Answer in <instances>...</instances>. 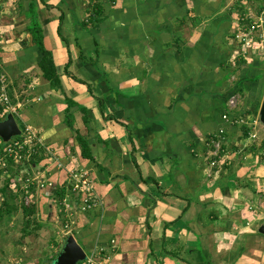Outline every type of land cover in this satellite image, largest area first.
<instances>
[{
	"label": "crops",
	"instance_id": "crops-1",
	"mask_svg": "<svg viewBox=\"0 0 264 264\" xmlns=\"http://www.w3.org/2000/svg\"><path fill=\"white\" fill-rule=\"evenodd\" d=\"M98 1L102 11L89 24L87 0H0V73L17 108L4 110L3 121L11 115L20 132L33 128L43 146L29 172L42 187L27 196L41 229L19 238V254L0 264H50V256L32 259L29 241L63 230L54 196L64 187V200L78 204L72 168L88 174L96 199L68 235L85 255L102 250L108 264H251L263 239L264 159L240 126L221 118L235 89L245 2ZM33 19L60 87L39 70ZM261 84L245 83L253 102ZM219 129L224 154L209 177L207 144ZM4 225L20 233L22 213Z\"/></svg>",
	"mask_w": 264,
	"mask_h": 264
},
{
	"label": "built area",
	"instance_id": "built-area-1",
	"mask_svg": "<svg viewBox=\"0 0 264 264\" xmlns=\"http://www.w3.org/2000/svg\"><path fill=\"white\" fill-rule=\"evenodd\" d=\"M242 25L234 35V41L237 44V50L240 55L244 58L250 51L264 50V5L262 9L257 12L254 10H248V12L240 17ZM240 100L239 95H231L227 102V112L222 115L224 122L233 124L235 126L248 125L252 128V132L248 135V140L255 142L256 133L254 132L255 127L258 126V119H253L250 123L246 122L239 116H234L237 111L238 101ZM0 106H2L5 112L16 114L17 108L11 106L8 98V81L5 75L0 73ZM232 118L230 119V115ZM226 131L219 129L217 132L212 134L208 140V175L217 168L218 162L223 158V145L225 143ZM42 142L37 132L26 126L21 132L20 136L10 141L6 147L4 154L0 157V178L5 174L7 163L14 161L15 163L26 165L25 169L17 172L14 178L10 181V189L16 191L20 190L26 196H29L32 190H37L42 187L40 182L35 176L29 175L31 170V162L36 157L41 156ZM68 184L70 192L79 198L78 204L74 207L71 206L70 202L66 200L62 201L60 205V213L63 214L66 222L63 226V237L70 235L71 226L74 223V216L76 214H82L91 211L95 207V196L93 193V186L89 180L88 174L80 168H72L68 174ZM103 251H92L85 255V261L82 264H108L109 258L102 255Z\"/></svg>",
	"mask_w": 264,
	"mask_h": 264
},
{
	"label": "trees",
	"instance_id": "trees-1",
	"mask_svg": "<svg viewBox=\"0 0 264 264\" xmlns=\"http://www.w3.org/2000/svg\"><path fill=\"white\" fill-rule=\"evenodd\" d=\"M89 3L88 6V20L87 22L89 24H92V20L95 19L96 16H98L101 11H102V7L99 3L98 0H87ZM241 1V0H239ZM264 5V0L261 2V4L259 5L260 7H258V11L260 9H262ZM241 9L239 10L240 14L239 17H243L244 16V9L242 10V7H240ZM240 25H242V23H240ZM40 24L36 21V20H32L31 21V25L29 26V31L31 32L32 36H33V40L36 43L42 58L38 64L39 70L41 72V75L43 77V79L45 81H47L51 87H60V82H59V77L52 59V56L49 52H47L45 50V48L43 47V42H42V38L39 35L40 34ZM236 33V32H235ZM240 64L244 65V61H242L241 59H239ZM238 67V63H236ZM239 64V65H240ZM256 67H252V69H256ZM240 68V66H239ZM250 69V68H249ZM257 71H260L261 69H256ZM232 73V72H231ZM235 73V71L233 72V74ZM264 79V74L262 72H260V75H258L256 78L253 79H249L246 77V75L242 78L239 79V81H237L235 83V89H232V91L229 93V97L231 95H233L234 91L237 92L236 94H238L241 97V94L246 93L245 88H244V84L247 82L250 83H254V82H259ZM264 86V83L262 82L261 84V89ZM228 97V98H229ZM228 100V99H227ZM259 101H257L259 104L257 105V109L260 106L261 103V99H258ZM255 105V103L253 102V106ZM255 107V106H254ZM255 113H257V110L255 111ZM5 112H4V108L2 106H0V123L4 120L5 118ZM237 116L243 118L246 122H248V120L245 119V114L237 112ZM247 115L250 113H246ZM235 115V113H234ZM244 115V116H243ZM257 115V114H255ZM240 130H241V134L242 137L241 138H248V135L252 132V128L248 125H242L240 126ZM10 142L8 143H3L0 139V157L3 156L4 151L6 149V147L9 145ZM40 155H42V151L40 152ZM40 159V157H36L35 159L32 160L30 167L33 168V166L35 165V163ZM26 165H22V164H18L15 163L14 161H9L7 163V168L6 171L7 174L9 175V177L7 178V181L4 182L1 187H0V196L2 197V202L0 204V222L5 218H13L15 217L19 212L22 213V226H21V230H20V239H27L29 237H32L34 235H36V233L41 229V226L37 223V219H36V208L33 204L29 203L28 197L21 192L20 190L16 191L15 193L12 192L9 189V184L11 179L14 178V175L17 174V172L25 169ZM67 189H65L64 187L62 189H60L59 191H56L55 196H54V200L57 203V206H60L62 204V201L64 200L66 194H67ZM261 236V235H260ZM262 237V236H261ZM57 255L53 256L50 259V264H52L54 262V260L56 259ZM49 263V262H48ZM83 263V262H82ZM80 263V264H82Z\"/></svg>",
	"mask_w": 264,
	"mask_h": 264
},
{
	"label": "rangeland",
	"instance_id": "rangeland-1",
	"mask_svg": "<svg viewBox=\"0 0 264 264\" xmlns=\"http://www.w3.org/2000/svg\"><path fill=\"white\" fill-rule=\"evenodd\" d=\"M243 1L245 2L244 5H245V13H246L247 9L248 10H254V12H257L258 7H260L259 5L261 4V2L263 0H250L248 2L249 5L246 4L247 0H243ZM239 59L244 61L245 64L244 65L240 64ZM232 60H233V63L234 62L238 63V67H237L238 72L236 71L237 73L234 77L235 83L237 82L238 79H241L243 75L244 76L246 75V77L249 79H253L255 74L259 72L256 69H261L260 72H262L264 74V50H262V52L260 50L250 51L248 53V55L246 56V58L242 57L240 55V52L237 50L236 55L233 57ZM239 66H240V68H239ZM251 66L252 67L258 66V67H256V69H252ZM262 82L264 83V79L262 80ZM246 87H247V85L244 84V88H245L246 93L241 94V97L239 96L240 100L238 101V105H237L238 110L237 111H239L240 109L242 111H244L245 116L244 115L243 116L245 117L246 120H248V123H250L251 121H253V119L257 118V115H255V114L258 113L259 107L257 109V105L259 103L257 101H259V100H256L254 102L255 103V105H254L255 107H254L252 99H253V94L255 95V90H254V88L247 89ZM263 92H264V86L262 87V89L260 88V91L258 94V98L261 100L263 97ZM236 93L237 92L234 91L233 94H236ZM236 95H238V94H236ZM256 110H257V113H255ZM247 112L250 114L247 115L246 114ZM17 125L20 128V125L18 122H17ZM254 132L256 133V140L254 142V146L260 148V149L258 148L259 150H258V153L256 154V157H259V158L261 157L263 160L264 159V130L260 125H258L255 127ZM251 143H253V142L251 141ZM0 185H2L1 182H0ZM263 197H264V195H263ZM0 202H2L1 199H0ZM59 219H61V218H59ZM0 224H1V222H0ZM60 228L61 227L59 224V226L57 228L52 229V232H50V231L47 232L44 235L42 241H39L37 238H34L35 240L32 239L31 241H29V244L32 247V249H30V252H31L30 256L31 257L34 256L32 259L37 258V256L45 258V257H49V256L53 257V256L57 255L56 254L57 253V250H56L57 249V242H56L57 240H60L59 252L62 250V245H63L64 240L61 238L63 236V233H62ZM7 230H8V227H6L5 225L0 227V257H5L4 259L13 258V257H15L14 256L15 253L19 254V252H20L19 248L16 247V245H15V244H17V241H19L20 233L16 230H14V231H7ZM258 236H260V234H258ZM58 238H60V239H58ZM262 238L264 239V236H262ZM263 239L261 240V242L258 245L254 243L255 245L252 249V254H250L251 264H264V240ZM14 245H15V247H14Z\"/></svg>",
	"mask_w": 264,
	"mask_h": 264
},
{
	"label": "water",
	"instance_id": "water-1",
	"mask_svg": "<svg viewBox=\"0 0 264 264\" xmlns=\"http://www.w3.org/2000/svg\"><path fill=\"white\" fill-rule=\"evenodd\" d=\"M258 124L264 130V92L257 113ZM20 136V131L15 124L11 115L6 117V120L0 123V139L4 143L10 142L13 138ZM258 234L264 236V224L259 228ZM85 261V252L76 243L72 236L66 237L63 242L62 250L57 255L52 264H79Z\"/></svg>",
	"mask_w": 264,
	"mask_h": 264
}]
</instances>
